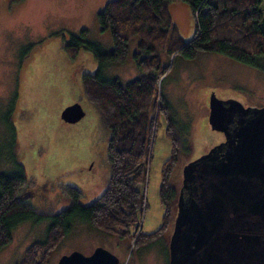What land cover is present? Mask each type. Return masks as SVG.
Instances as JSON below:
<instances>
[{"label":"rangeland","instance_id":"rangeland-1","mask_svg":"<svg viewBox=\"0 0 264 264\" xmlns=\"http://www.w3.org/2000/svg\"><path fill=\"white\" fill-rule=\"evenodd\" d=\"M107 1L0 0V173L10 167L6 160L13 148L27 178L20 199L41 213L68 207L72 201L68 186L79 188L80 202L89 204L109 184L110 133L98 124L95 105L83 95L81 83L85 73L97 70L98 62L85 48L72 57L66 47L73 32L86 28L89 40L106 50L113 48L110 31L102 30L98 21V12ZM262 6L264 10V1ZM169 8L173 22L188 41L196 28L192 8L183 0L170 3ZM137 48L135 36L129 42L127 60L108 63L105 75L124 82L136 77ZM162 61L168 70L158 79V86L185 139L172 173L178 193L185 164L220 141L221 133L211 128L208 119L211 92L224 99L264 105V61L263 67L252 66L215 51H201L194 58L164 52ZM74 102L83 106L85 115L77 122H66L61 112ZM166 128L167 119L161 115L147 162V179L139 185L145 196L139 225L145 233L163 224L166 206L160 185L163 165L172 151ZM173 216L162 236L148 243H135L133 226L131 235L121 236L77 221L52 251L48 264H58L61 256L74 250L88 255L97 246L116 254L119 264H169ZM46 233L45 221L17 225L12 241L0 250V264L19 262L26 248L44 239Z\"/></svg>","mask_w":264,"mask_h":264},{"label":"trees","instance_id":"trees-1","mask_svg":"<svg viewBox=\"0 0 264 264\" xmlns=\"http://www.w3.org/2000/svg\"><path fill=\"white\" fill-rule=\"evenodd\" d=\"M174 1L177 0H108L98 12V21L102 30L111 33L110 50L89 40L86 28L72 33L66 44L72 57L85 48L98 62L95 72L83 75L82 84L110 131L109 184L89 204L80 202L79 188L68 186L70 205L55 213H41L20 199L19 191L25 188L27 178L24 165L12 148L6 160L10 167L0 173V250L12 241V231L20 223L47 222L45 238L32 242L16 264H48L52 251L77 221L121 236L131 235L132 226L136 227L135 243L155 241L169 227L176 211L172 173L185 139L177 128L167 96L158 86V79L168 70L162 54L194 58L201 51H215L252 66L263 67L264 61V0H183L189 3L196 18L194 34L188 41L173 22L169 5ZM135 36L138 48L134 58L139 74L125 82L106 76L108 63L127 60L129 42ZM161 115L167 119L166 134L172 140L160 185L166 208L163 224L145 233L139 225V214L145 206L139 185L147 179V162ZM1 156L0 153V160Z\"/></svg>","mask_w":264,"mask_h":264},{"label":"water","instance_id":"water-1","mask_svg":"<svg viewBox=\"0 0 264 264\" xmlns=\"http://www.w3.org/2000/svg\"><path fill=\"white\" fill-rule=\"evenodd\" d=\"M210 98L214 128L226 130L228 109L251 111V116L239 127L238 137H244L241 144L232 146L233 140L228 139L184 167L169 264H264V105L245 107L232 98L226 106L215 92ZM84 115L79 102L61 112V118L70 123ZM224 144H228L226 153L217 155ZM205 163L204 175H196L197 166ZM254 176L260 177L261 185L246 180ZM198 177L202 179L200 194L195 183H188ZM58 264H119V258L97 246L88 255L79 250L65 254Z\"/></svg>","mask_w":264,"mask_h":264},{"label":"flooded vegetation","instance_id":"flooded-vegetation-1","mask_svg":"<svg viewBox=\"0 0 264 264\" xmlns=\"http://www.w3.org/2000/svg\"><path fill=\"white\" fill-rule=\"evenodd\" d=\"M210 97H211V94H210V96L208 97V100H207V107H208V110H209V113H208L209 124H210L212 129L218 130L221 133L220 141L218 143H216L215 145L220 144L222 142H226L228 139L229 140H233V142L231 144L232 146H234V145L237 146V145L241 144L243 142L244 137H240V138L238 137V130H239V127L241 125H243L246 122V120L251 116V111H246V110L241 109V108L240 109L239 108L228 109V110L225 111V122L224 123L226 125V130L214 128L212 126V123L210 122V112H211V98ZM222 99L225 100L223 103L226 106H228L229 103L226 100H229V99H232V98H225V99L222 98ZM252 105L263 106V105H258V104H245L244 103L245 107L252 106ZM263 144H264V141L262 142V145ZM215 145H213L207 152H209ZM227 148H228V144H224V146L222 147V149L219 150V153L217 155H220L222 153H226V149ZM232 149L233 148H231V151H232ZM229 150H230V148H229ZM207 152H205V153H207ZM205 153H203V154H205ZM262 158L264 159V153H263V157ZM195 159L196 158H194L193 160H195ZM188 163H186V164H188ZM205 168H207V163L202 164L200 166H197V168L195 169L194 173L196 175L197 174H201L203 176L204 175L203 171H204ZM201 180L202 179L200 177H198L195 182H193V181H189L188 182V183H195L198 186L199 194L202 191L201 185H200ZM246 180H248L250 183H255V184H258V185L262 184V180L260 179L259 176H254L253 178L246 179ZM246 180L244 179L243 181L246 182ZM182 186H183V181H182V185H181V187L179 189V192L178 193L176 192V194H177L176 195V211H175V217L173 218V231H174V226H175V218H176V215H177V212H178V199H179V194H180V190H181ZM197 195H198V193H197ZM230 214L233 215L232 213H230ZM230 214H228V215H230ZM262 229H264V228H262Z\"/></svg>","mask_w":264,"mask_h":264},{"label":"crops","instance_id":"crops-1","mask_svg":"<svg viewBox=\"0 0 264 264\" xmlns=\"http://www.w3.org/2000/svg\"><path fill=\"white\" fill-rule=\"evenodd\" d=\"M82 88H83V84H82ZM83 95L86 96V94L84 93V90H83ZM93 109H94V113H96V120L98 121V124L100 125V127H102L104 130L106 129L107 131H109L106 124H105V120H104V116H103L102 112L96 106ZM107 131H106V133H107ZM109 133H110V131H109Z\"/></svg>","mask_w":264,"mask_h":264}]
</instances>
